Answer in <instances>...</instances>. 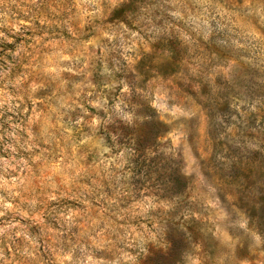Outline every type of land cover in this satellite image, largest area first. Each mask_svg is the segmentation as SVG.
<instances>
[{
	"label": "rangeland",
	"instance_id": "374dc122",
	"mask_svg": "<svg viewBox=\"0 0 264 264\" xmlns=\"http://www.w3.org/2000/svg\"><path fill=\"white\" fill-rule=\"evenodd\" d=\"M0 264H264V0H0Z\"/></svg>",
	"mask_w": 264,
	"mask_h": 264
}]
</instances>
